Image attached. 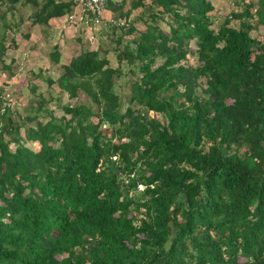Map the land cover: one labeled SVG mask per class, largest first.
<instances>
[{"label":"trees","instance_id":"obj_1","mask_svg":"<svg viewBox=\"0 0 264 264\" xmlns=\"http://www.w3.org/2000/svg\"><path fill=\"white\" fill-rule=\"evenodd\" d=\"M19 3L31 14L18 24ZM75 6L0 0V61L8 32L28 23L25 37L34 26L47 36ZM130 6L154 8L145 30L109 29L106 47L67 61L59 43L49 51L61 71L47 85L75 101L62 116L42 95L33 116L0 108V264H264V42L250 33L264 0L218 30L211 0ZM128 74L122 110L117 79Z\"/></svg>","mask_w":264,"mask_h":264},{"label":"rangeland","instance_id":"obj_2","mask_svg":"<svg viewBox=\"0 0 264 264\" xmlns=\"http://www.w3.org/2000/svg\"><path fill=\"white\" fill-rule=\"evenodd\" d=\"M24 1V0H22ZM214 4V10L211 12L212 20H213V28L218 30L219 26L224 22L226 17H231L232 12H241L248 4L257 5L259 0H211ZM150 1H148V4ZM127 6L131 5V0H126ZM154 10L153 7L150 9L147 7L136 13L137 19L130 23L133 25L135 22V26L139 28L138 30H145L147 28L148 22L151 21L150 14ZM253 12H255V8H253ZM31 14V7L28 4H21L19 3L16 6V10L9 15V21L14 23H21V19L23 20L22 23L26 19L29 18ZM149 14V15H148ZM166 21H170V17L164 18ZM64 24L68 22L67 15L60 18ZM166 21H159L160 25L169 30ZM173 21V19H172ZM239 19H232L231 25L239 27ZM255 27L251 30V36L261 40L264 42V25L258 24L256 21ZM53 23V22H52ZM54 24V23H53ZM155 24V23H153ZM72 26L78 27V24H70ZM21 29L18 30L15 27V30L8 32L9 34L7 39V45L9 47L7 51V55L4 57V60L0 61V108L2 107H10L13 111L14 119H17V115L22 116H33L34 112H27V110H31L32 106L38 105V97L42 95V99L47 100L45 103V109L51 110L55 112L57 117L62 116L63 108L62 106L67 103H73L75 101H71L67 93H60L57 86L55 88H51L47 85L45 78L51 76L53 78L58 77L60 73L59 67H53L51 58L49 57V51L53 50V46L55 42L59 43L61 53L63 55V59L65 61L69 60L73 54L78 52L82 49V46L91 47L92 49L99 47H106L110 41V37L112 35V29L109 32L104 33V29L100 28H86V27H79L78 30L75 32L74 36L71 37L68 35V32L65 30L64 36L61 34H54L50 29L44 28L48 34L47 36H43L40 34L39 26H34L31 30L32 35L30 38L25 37L24 33H28L29 29L28 23H25L23 26L20 25ZM55 26V25H54ZM69 24L66 25V29L73 30V27L68 28ZM0 29H2V22H0ZM43 29V30H44ZM107 31V30H106ZM119 37L124 36L123 31L117 30ZM15 36H14V35ZM138 35V33H135ZM24 35V36H23ZM80 36L83 39V45L77 42L76 39ZM133 35H130L129 38H132ZM15 37L16 40V47L13 46V38ZM66 40L71 41L70 44L67 43ZM113 44L111 47H114ZM118 46V44H117ZM192 50H196V44L192 41ZM123 47V46H122ZM13 59L12 65L9 63ZM196 56L190 55L189 60L186 62L187 64H194L197 65ZM112 66L118 65L117 58L112 55L111 56ZM10 65L11 67L9 70L6 66ZM123 67V74L127 72L126 66ZM6 73V74H5ZM12 74V75H11ZM132 78V74L123 75L120 79H117L118 91L121 96V100L123 105H121V109L124 110L126 107V100L131 96V88L130 84L126 83V78ZM205 80V79H204ZM32 82L34 84V89L32 88ZM38 96V97H37ZM41 99V98H40ZM97 109V107H95ZM151 116H154L155 113L151 112ZM40 120L47 121L49 116L47 113H41ZM161 118V117H159ZM38 120L32 122L35 124ZM105 129V126L103 127ZM22 134H24V130L22 129ZM38 143H33V147L38 146ZM28 145H31L30 143ZM31 145V146H32ZM11 148L14 149L15 145L11 144Z\"/></svg>","mask_w":264,"mask_h":264},{"label":"built area","instance_id":"obj_3","mask_svg":"<svg viewBox=\"0 0 264 264\" xmlns=\"http://www.w3.org/2000/svg\"><path fill=\"white\" fill-rule=\"evenodd\" d=\"M74 11L68 15V20L88 28H101L104 25L124 28L129 27V21L121 18H106L105 12L108 0H75Z\"/></svg>","mask_w":264,"mask_h":264},{"label":"crops","instance_id":"obj_4","mask_svg":"<svg viewBox=\"0 0 264 264\" xmlns=\"http://www.w3.org/2000/svg\"><path fill=\"white\" fill-rule=\"evenodd\" d=\"M130 7L131 6H127V4L124 3V0H113V3L112 4L110 3L107 6V9H106V12H105L106 18H108V19L111 18V17L121 18V19L131 20V22H132V21H134V19L136 17L135 16L136 13L133 12L131 15H128V11H129ZM68 24H69L70 27H73V30H71V29L67 30L66 29L67 28L66 25H68ZM70 24H72V23L71 22H67L66 24H64L62 21H60L59 18L58 19H53L50 22L51 30H53L52 32L54 34H57V35L61 34V36H64V34H65L64 31L66 30L68 32V35L73 37L75 32L78 30V28L79 27H83V26L78 24V27H76V26H72ZM69 26H68V28H69ZM86 28H88V27H86ZM101 28L104 29V33H105V32H108L110 28H117V27L104 25ZM117 29H121V28H117ZM76 37H78V36H76ZM78 40H79V38L76 39L77 42H78ZM66 41H67L68 44H70V42H71L69 40H66ZM57 43L55 42V44H57ZM62 53H63V51H62ZM62 57H63V55H62Z\"/></svg>","mask_w":264,"mask_h":264},{"label":"clouds","instance_id":"obj_5","mask_svg":"<svg viewBox=\"0 0 264 264\" xmlns=\"http://www.w3.org/2000/svg\"><path fill=\"white\" fill-rule=\"evenodd\" d=\"M74 11V10H73ZM127 21H129V20H127ZM131 25V23H130V21H129V26ZM125 28V27H124ZM128 28V27H127ZM122 29V28H121Z\"/></svg>","mask_w":264,"mask_h":264}]
</instances>
